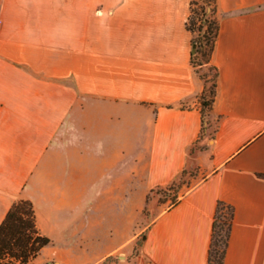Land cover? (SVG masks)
Segmentation results:
<instances>
[{"label":"crops","instance_id":"0c3cea01","mask_svg":"<svg viewBox=\"0 0 264 264\" xmlns=\"http://www.w3.org/2000/svg\"><path fill=\"white\" fill-rule=\"evenodd\" d=\"M216 9L207 138L190 0H0V223L24 198L78 242L64 264H210L224 203L223 264H264V0ZM186 171L194 185L116 256L122 225Z\"/></svg>","mask_w":264,"mask_h":264},{"label":"trees","instance_id":"16d2710c","mask_svg":"<svg viewBox=\"0 0 264 264\" xmlns=\"http://www.w3.org/2000/svg\"><path fill=\"white\" fill-rule=\"evenodd\" d=\"M207 5L211 7V14L210 17L202 20V23L207 25L206 30L203 31L204 25L197 22L201 19L200 12L195 8L198 6L196 0L190 2V15L187 18L186 27L192 34V44L197 45L192 51L191 62L206 83L200 101L211 112L218 77L217 67L211 63V57L218 38L219 24L216 0H208ZM201 9L205 15L206 8L201 7ZM196 33L197 36H195ZM205 64L215 69L211 86H209V80L200 72V67ZM233 218L234 208L219 203L213 228L210 264L224 263ZM52 243V238L39 226L34 203L24 198L15 200L0 223V264H34L42 251Z\"/></svg>","mask_w":264,"mask_h":264},{"label":"rangeland","instance_id":"374dc122","mask_svg":"<svg viewBox=\"0 0 264 264\" xmlns=\"http://www.w3.org/2000/svg\"><path fill=\"white\" fill-rule=\"evenodd\" d=\"M198 6H195L196 10L200 12V19L197 21L198 23H202V20L210 17L211 7L207 5L208 0H196ZM191 2V0H190ZM201 7H205V15H203ZM190 15V10L188 16ZM204 25V23H202ZM207 25H204V30H206ZM192 36V34H191ZM197 36V33L195 34ZM200 72L209 80V86L213 83V77L215 75V69L213 66L209 64H205L200 67ZM204 111V137H212L214 130L216 128L217 120L216 118L209 112L206 106L201 104ZM200 147V145H199ZM194 174V173H193ZM192 174V175H193ZM192 175L188 171L184 172V174L178 179L174 184L164 189H155L148 194L147 204L142 208H137L135 210L133 222L130 226L122 225L120 228V237H122L125 242L124 245L120 248V250L116 253V256H120L121 258L132 257L134 256L141 243L146 238L149 226L155 216L167 209L175 202L178 201L179 197L188 191L195 183L194 179H192ZM53 228V224L49 225ZM42 229L46 232V228L44 225ZM54 237L59 239L61 236L58 232H52ZM66 245H78L77 241L73 242H65V241H54L53 243L46 247L40 257L34 262V264H64L63 256L64 250L66 249ZM111 259V258H110Z\"/></svg>","mask_w":264,"mask_h":264},{"label":"water","instance_id":"95a60500","mask_svg":"<svg viewBox=\"0 0 264 264\" xmlns=\"http://www.w3.org/2000/svg\"><path fill=\"white\" fill-rule=\"evenodd\" d=\"M193 47H194V49L197 47V45L196 44H193Z\"/></svg>","mask_w":264,"mask_h":264}]
</instances>
